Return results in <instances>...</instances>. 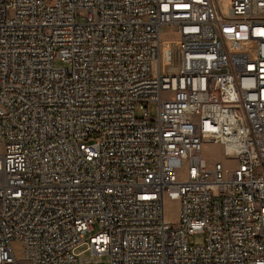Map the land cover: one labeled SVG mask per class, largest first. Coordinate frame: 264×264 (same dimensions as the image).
<instances>
[{"label": "built area", "instance_id": "2783aa9c", "mask_svg": "<svg viewBox=\"0 0 264 264\" xmlns=\"http://www.w3.org/2000/svg\"><path fill=\"white\" fill-rule=\"evenodd\" d=\"M85 252L264 264V0H0V264Z\"/></svg>", "mask_w": 264, "mask_h": 264}, {"label": "rangeland", "instance_id": "374dc122", "mask_svg": "<svg viewBox=\"0 0 264 264\" xmlns=\"http://www.w3.org/2000/svg\"><path fill=\"white\" fill-rule=\"evenodd\" d=\"M218 1L220 5H225L227 0H215ZM177 46L176 34L170 32L168 29L163 30L161 36V71L165 74H174L178 72V65L173 60V51ZM57 64V63H56ZM149 116L153 117L156 115V104L151 103L148 105ZM136 117H141L142 113L136 110ZM201 156L206 160L207 164H213L215 162H222L224 164L230 165L224 158L222 153V148L219 144L206 143L203 144L201 150ZM176 202L172 200H167L165 204L166 217L173 220L176 217ZM202 236L194 235L189 237V242L192 244L202 243ZM83 249V248H82ZM79 249L77 252H80ZM79 261H85L87 263H101L109 264L107 256L96 257L91 255L90 252L82 253L78 256Z\"/></svg>", "mask_w": 264, "mask_h": 264}]
</instances>
